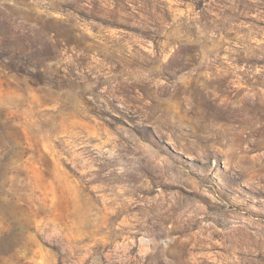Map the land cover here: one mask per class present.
<instances>
[{"label": "rangeland", "instance_id": "rangeland-1", "mask_svg": "<svg viewBox=\"0 0 264 264\" xmlns=\"http://www.w3.org/2000/svg\"><path fill=\"white\" fill-rule=\"evenodd\" d=\"M0 264H264V0H0Z\"/></svg>", "mask_w": 264, "mask_h": 264}]
</instances>
